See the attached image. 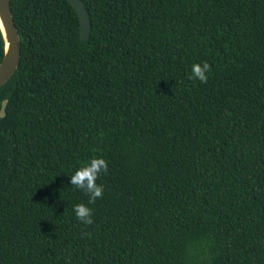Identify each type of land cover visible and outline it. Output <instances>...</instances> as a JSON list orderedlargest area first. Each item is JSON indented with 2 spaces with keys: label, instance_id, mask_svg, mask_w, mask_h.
I'll list each match as a JSON object with an SVG mask.
<instances>
[{
  "label": "trees",
  "instance_id": "16d2710c",
  "mask_svg": "<svg viewBox=\"0 0 264 264\" xmlns=\"http://www.w3.org/2000/svg\"><path fill=\"white\" fill-rule=\"evenodd\" d=\"M82 1L86 41L69 0H11L0 264H264V0Z\"/></svg>",
  "mask_w": 264,
  "mask_h": 264
},
{
  "label": "water",
  "instance_id": "95a60500",
  "mask_svg": "<svg viewBox=\"0 0 264 264\" xmlns=\"http://www.w3.org/2000/svg\"><path fill=\"white\" fill-rule=\"evenodd\" d=\"M81 20V37L84 41L90 35V17L82 0H69ZM0 31L4 39V57L0 63V89L12 78L21 58L20 34L12 13L11 0H0ZM8 100H4L0 117L6 116Z\"/></svg>",
  "mask_w": 264,
  "mask_h": 264
},
{
  "label": "clouds",
  "instance_id": "9594fccd",
  "mask_svg": "<svg viewBox=\"0 0 264 264\" xmlns=\"http://www.w3.org/2000/svg\"><path fill=\"white\" fill-rule=\"evenodd\" d=\"M210 65L207 62L191 65L189 79H198L201 83L206 82L210 73ZM108 163L103 157H93L82 162L70 176L71 185L83 190L89 197L88 203H77L73 205V211L78 221L83 224H91L93 209L89 207L103 193V185L96 181L102 172H106Z\"/></svg>",
  "mask_w": 264,
  "mask_h": 264
}]
</instances>
